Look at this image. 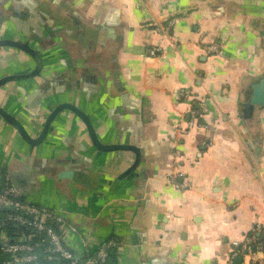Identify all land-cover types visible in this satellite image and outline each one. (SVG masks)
Masks as SVG:
<instances>
[{
  "label": "crops",
  "instance_id": "crops-1",
  "mask_svg": "<svg viewBox=\"0 0 264 264\" xmlns=\"http://www.w3.org/2000/svg\"><path fill=\"white\" fill-rule=\"evenodd\" d=\"M201 33L224 51L206 54ZM3 39L31 50L0 45V78L31 74L0 85V107L32 138L69 103L99 143L122 145H97L69 108L36 143L0 115V169L60 216L75 255L113 236L116 264H228L232 241L258 234L264 0H0Z\"/></svg>",
  "mask_w": 264,
  "mask_h": 264
},
{
  "label": "built area",
  "instance_id": "built-area-1",
  "mask_svg": "<svg viewBox=\"0 0 264 264\" xmlns=\"http://www.w3.org/2000/svg\"><path fill=\"white\" fill-rule=\"evenodd\" d=\"M175 19L167 21L162 27L163 32L174 24ZM199 44L206 54H220L224 51L226 44L222 39L205 40L204 34L199 36ZM156 50L151 49L149 53L155 54ZM195 116V113H193ZM193 119L186 122V126L175 124V131H184L193 126ZM179 151H175L174 159L180 157ZM177 174H173L169 183L176 188H184L188 181L176 180ZM5 207L7 212L0 215V251L8 255L2 264H40L38 256L34 252L35 244L31 241L32 235L22 234L20 237L11 238L4 228L8 224L27 225L35 233L43 234L48 240V251L62 259L68 264H104L108 251L112 247H117L120 241L117 237L104 239L96 251L86 253L84 256L75 255L64 243L63 237L58 229L51 225V220L60 221V216L46 206L28 202L22 197L19 187L13 182L10 173L0 169V208ZM12 207V208H11ZM232 253L228 264H238L235 258L240 257L239 264H264V224L259 226L258 234L255 232L248 234L241 239L232 241ZM50 256V255H49Z\"/></svg>",
  "mask_w": 264,
  "mask_h": 264
},
{
  "label": "water",
  "instance_id": "water-1",
  "mask_svg": "<svg viewBox=\"0 0 264 264\" xmlns=\"http://www.w3.org/2000/svg\"><path fill=\"white\" fill-rule=\"evenodd\" d=\"M0 45H14V46H17V47L22 48L24 50H27L29 52L31 51L30 49H28L27 44L20 43V42H17V41H13V40H5V39L0 40ZM28 75H31V74L30 73L29 74H22V75H19V74L17 75L16 74V75H10V76L2 77V78H0V85L5 83V82H7V81H9V80H11V79L20 78L22 76L23 77H27ZM253 88H254V92H253V96L251 98V101L252 102H256V103H264V78L257 85L254 84ZM63 108H69V109L73 110L74 112H76L83 119V121L86 123V125L88 127L89 133H90L93 141L97 145H99L100 147H102L104 149L115 148L116 146L122 147V145H103V144L99 143L98 140L96 139L94 130H93L91 124H90V121H89L88 117L81 110H79L77 107H75L74 105L69 104V103L59 104L53 109V111L48 115V117H47V119H46V121H45V123H44V125H43V127L41 129V132L35 138H32L27 133V131L24 128V126L13 115L9 114L2 107H0V115L7 122L12 124L26 141H28L30 143H36V142H39V141H41L43 139V137L45 136V134L47 132V129L49 127V124H50L52 118L56 115V113L58 111H60ZM0 209H5V207H1ZM240 261H241L240 257H237L236 262L240 263Z\"/></svg>",
  "mask_w": 264,
  "mask_h": 264
},
{
  "label": "trees",
  "instance_id": "trees-1",
  "mask_svg": "<svg viewBox=\"0 0 264 264\" xmlns=\"http://www.w3.org/2000/svg\"><path fill=\"white\" fill-rule=\"evenodd\" d=\"M4 171V170H3ZM7 212V209H0V215ZM51 223V222H50ZM53 226V224L51 223ZM55 227V226H53ZM8 234L12 236H17L20 234L32 235L31 241L36 245L34 248V252L38 254V262L41 264H55L59 262L60 264H68V261L62 259L61 257L53 254L49 257V254H52L48 251L49 243L48 240L45 239L43 234L35 233L33 229H31L27 225L21 224H8L4 227ZM118 247V246H117ZM117 247H112L108 251V256L104 264H116L117 258ZM55 256L59 259H55ZM8 258L7 254H4L0 251V262Z\"/></svg>",
  "mask_w": 264,
  "mask_h": 264
}]
</instances>
